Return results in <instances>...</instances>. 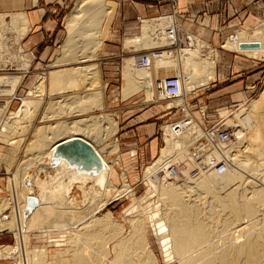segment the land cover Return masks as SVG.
<instances>
[{"label": "bare ground", "instance_id": "1", "mask_svg": "<svg viewBox=\"0 0 264 264\" xmlns=\"http://www.w3.org/2000/svg\"><path fill=\"white\" fill-rule=\"evenodd\" d=\"M105 2L78 0L75 3L65 20V39L59 46L54 64H83L92 60L99 42L90 51L87 46L94 44L99 33L96 23L109 11ZM8 30H11V25H7L5 16L0 14L1 70L12 66L11 58L6 56ZM142 32V38L127 39L126 47H133L134 51L165 45H173L174 48L124 59L123 98L143 92L145 101L153 99L157 103L166 100L164 109H177L181 116L175 122L161 127L164 146L144 169L143 179L147 180L150 187L143 196H134L121 165L122 185L120 189L113 186V168L119 161V157H115L119 149L116 138L119 127L114 121L116 116H83L85 110L103 108L102 92L96 89L99 86L97 66L78 65L49 71L50 95L69 90L85 93L74 96L72 101L67 99L68 103L66 99L62 100L64 103L61 101L69 105V111H65V105H60L59 100L54 101V104L46 101L49 109L46 106L47 112L45 110L38 117V109L31 107H39L40 102L24 99L17 112H9L10 117L0 122V133L10 129L12 120H21L24 108L32 112L33 116L29 121L25 120V124L14 121L18 131L26 133L35 121L37 124L43 123L31 128L32 136L25 143L23 160L16 166V175L8 179L10 188L7 190L11 198L0 199V212L16 202L9 213L0 215V235L12 233L16 236L24 232L25 242L18 247L8 244L0 246V258L12 260L15 264H157L158 259L144 229L147 221L165 262L264 264V185H257L244 176V173L253 176L257 173L256 177L264 182V88L235 114L233 122L229 118L226 121L229 113L222 111L220 115L224 121L205 128L193 115L186 96L193 89L207 85V77L214 75L217 63L214 49L204 50L207 54H200L210 45H202L199 36L182 29L170 16L144 22ZM244 37L246 35L242 32L234 33L226 38L222 48L233 50ZM258 37L260 39L261 34ZM183 40H186L185 46L181 45ZM77 43H80V48ZM142 57H146L147 64H139ZM40 75V81L30 95L41 96L45 92V76ZM171 76L179 79V96H168L158 87L162 80ZM20 79L18 76L0 75V95L12 94ZM57 103L59 107H64L63 112L55 113L54 105ZM8 106V101L0 100V113L8 110ZM64 116L67 120L58 121L59 117ZM222 131L230 134L221 138L219 133ZM16 133H13L15 137L6 140L8 145H22L20 140H15ZM74 137H80L93 146L104 163V170L91 176L76 175L73 170L66 169L64 164L45 173H42L43 169L37 168L48 161L56 144ZM17 146L15 149H20ZM112 155L115 158L109 160L108 156L111 158ZM12 159L0 152V166L9 167L15 161ZM177 161L189 164L186 167L188 169L184 171ZM221 163L225 168L219 172L216 168ZM16 177L21 182L20 191L13 189ZM72 181L76 183L69 190L67 183ZM40 183H45L47 188L42 199L37 197ZM74 188L80 191L85 202L83 207L75 199L77 193ZM121 198L130 199L129 212L136 211L129 218V233L114 240L112 245H107L104 234L111 239L116 238L121 234L122 227L110 211L98 214L109 203ZM30 199H34L35 204ZM35 229L42 232L41 242L44 245L29 252L26 248L28 234ZM52 229L57 232L56 236L50 234ZM55 245L60 248L55 249L54 255L46 260L48 248Z\"/></svg>", "mask_w": 264, "mask_h": 264}, {"label": "crops", "instance_id": "2", "mask_svg": "<svg viewBox=\"0 0 264 264\" xmlns=\"http://www.w3.org/2000/svg\"><path fill=\"white\" fill-rule=\"evenodd\" d=\"M112 2L115 5V13L107 32L108 37L104 39L100 51L102 59L99 60L98 67L101 75L99 74V84H97L99 86L96 89H99L103 94V107L105 106L106 111L113 113L119 122L117 139L121 156L126 154L129 149L135 148L137 157L134 166L137 169L138 166L157 157L160 151L158 149L160 120L172 119L175 112L166 111L164 108V110L158 111L157 104L144 103L140 93L123 98L124 84H121L123 59L132 57L130 55L133 52L145 50L146 53H152L159 49L141 48L134 51L133 47H126V40L142 38L144 22L166 16L173 17L174 21L187 32L199 36L216 49L218 60L215 79L210 84L217 88L213 94H228V96L217 100L216 104L239 102L238 95L246 98V94L253 91L256 79L263 75L264 59L255 60V58L244 54L225 50L221 47V43L229 34L240 28L246 30L251 28L254 23L264 20V0H113ZM64 4L65 0H0V14L5 16L7 25H11V30L6 33L7 45L9 44L6 56L11 58L12 66L6 71L11 69L20 74L15 76L23 79L25 73L28 72L30 59L37 71L41 66L46 65L47 60H50L54 55L55 46L60 38L61 12ZM119 57L121 65L117 67L114 64H118L115 59ZM14 59L15 61H13ZM25 59H29L26 70L24 69ZM259 68L261 70L254 73V70ZM0 71L5 70L0 69ZM46 85L45 92L41 96H35L38 97L39 106L41 105L39 115L44 114L46 106L47 110L49 109L47 103L50 101L48 104H54V101L57 100L60 103L66 99L68 103L74 96L85 93L78 90L69 92L71 91L69 90L68 92L63 91L65 93L50 95L49 85L51 84ZM30 86L31 84H25V90H28ZM22 87L24 88L23 85ZM203 94L202 92L196 93L190 98V103L194 108L207 103L206 96L204 97ZM62 102L60 105L64 103ZM59 103L54 105L55 113L63 112L64 107L65 111H69V105L63 104L65 106H62V110ZM208 108L211 107L208 106ZM97 111L90 109L86 114ZM120 167L123 168L122 164ZM118 169L120 170V168ZM0 239L5 240V237H0Z\"/></svg>", "mask_w": 264, "mask_h": 264}, {"label": "rangeland", "instance_id": "3", "mask_svg": "<svg viewBox=\"0 0 264 264\" xmlns=\"http://www.w3.org/2000/svg\"><path fill=\"white\" fill-rule=\"evenodd\" d=\"M78 0H65V4H64V7L62 9V12H61V22H62V25L60 26V29H61V32H60V38L58 39V42L56 44V51L54 53V55L50 58V60L48 59L47 62H46V65L45 66H41L40 70H35V67H33V64H32V59H30V65L28 67V72L25 73V77L23 79H20L21 82H19L20 84H18L14 90V92L10 95H0V100L2 101H8L9 102V106H8V110H5L4 112L0 113V122L1 121H6L5 119L7 117H10L9 115V112L11 113H15L17 112L19 109H20V106H21V103L22 101L25 99H32V100H37L38 97H35L34 95H30L31 91L33 90V88L35 87V85L38 84V82L40 81L39 77L41 76L40 74H44L43 76H45V84H50V79L48 78V72L49 71H53V70H57V69H60V68H70V67H73V66H84V65H90V64H95L99 70V74H100V69L98 67V63H99V60L102 59L100 57V54H101V48L103 47V43H104V39L108 37V34L107 32L109 31V27H110V22L112 20V17L114 16V13H115V5L114 3L112 2L113 0H106L105 2V7L107 8L108 7V12L104 13L102 15V20L99 22V20L97 21L96 25L98 27V30H99V34L98 36L96 37V39L94 40V44H90L87 46V50L90 51L92 48H94L96 45L95 43H98L99 42V45H97V48L95 47L94 49V56L92 57V60H89L88 62L86 63H83V64H75L74 62H67L66 64L65 63H61V64H54L53 63V59L54 57L59 53V46L61 43L64 42V37H65V33H66V30L64 28L65 26V20L68 16V14L70 13V11L73 9L75 3L77 2ZM164 17V16H163ZM167 17V16H166ZM183 29V28H182ZM241 29V28H240ZM237 30L236 32H233L231 34H229L228 36L230 35H233L234 33H238V32H242V34L246 35V37H244L241 41H239L236 45V47L233 49V50H230V49H226V48H223L225 50H229V51H233V52H237V53H240V54H244L248 57H252V58H255L258 59V60H261V59H264V20H261L257 23H254V25H252L251 28L249 29H241V30ZM261 34V38L258 39L259 35ZM227 36V37H228ZM226 37V38H227ZM183 38H184V35H183ZM226 38L222 41L221 43V47L223 46ZM96 40H98L96 42ZM200 43L204 46H208L210 45L209 48H202L203 50H201L200 54H207V52H204L205 51H209L210 49H214L216 55H217V52H216V49L211 46V44H209L208 42L200 39ZM204 42V43H203ZM207 43V44H205ZM186 44V40H183V44L181 43L182 46H185ZM77 46H79L78 48H80V43H77ZM92 46V47H91ZM263 46V48L261 47ZM77 48V49H78ZM89 48V49H88ZM171 48H174V46H170L168 47V45H165V46H161L159 47V49L157 48H154L157 49L155 51H161V50H168V49H171ZM154 52V51H152ZM143 54H149L150 53H146L145 50L143 51H138V52H133L130 56H134V55H143ZM129 57V56H128ZM127 58V57H126ZM216 59L218 60V55L216 56ZM115 62L118 64H114L115 66H120L121 65V58H117L115 59ZM123 64H124V59H123ZM122 64V66H123ZM34 69V70H33ZM261 70V68L259 69H256L254 70V73H257V71ZM0 75H4V76H9V77H13L15 75H20L19 73L17 72H14L12 71L11 69L10 70H5V71H0ZM47 75V76H46ZM101 75V74H100ZM121 75H122V69H121ZM123 78V76H122ZM38 79V80H37ZM101 79V78H100ZM215 79V73L214 75H209L207 77V85L203 86V87H198V88H195V90L193 89L190 93L186 96V99L190 101V98L195 95L196 93H204L203 96L205 97L206 96V104H200L198 105L197 108H194L191 103L189 104L190 105V108L193 112V115H195L196 119L205 127V128H208V127H211V126H214L216 125L217 123H221L222 121H224V118L221 117V113L222 111H226L228 112V116L226 117V121L227 119L229 118V121H234V116L236 113L239 112V110L245 106H247L253 99H255L258 94L262 91V89L264 88V72H263V75L260 76V78L256 79V84L253 88V91L252 92H248L246 95L247 97L246 98H243L244 96H241V95H238V101L239 102H232V103H228V104H222V105H217L216 102L217 100H219L220 98H223V97H226L228 96V94H222V95H217V94H213L214 91L217 89L216 87L212 86V84H210L213 80ZM124 80L122 79V83L123 84ZM25 84H31V86L29 87L28 90H25ZM24 86V88L21 86ZM20 87V89H19ZM99 90V89H97ZM240 91V90H239ZM140 94H142L141 96L143 97V101L144 103H152V104H157V109L158 111H161V110H164V104L166 100H159V102L157 103H154L153 102V99H151V101H145V96L143 95V92H141ZM103 95V94H102ZM209 104V105H207ZM201 106V107H200ZM208 106H210L211 108L209 109ZM33 109H38V115H36L37 117L40 116L39 115V108H41L40 106L39 107H31ZM30 108V110H31ZM93 110V111H96L98 110L97 112H93V113H88L86 114V112L88 110ZM88 110H85L84 111V115L83 116H97V115H100V114H109V115H114L113 113H110L108 111H106V108L105 106L103 108H100V109H95V108H90ZM204 109V110H203ZM29 110V111H30ZM203 110V112H202ZM169 111V110H167ZM207 111H210V112H207ZM233 111V112H232ZM170 112V111H169ZM172 112H175L174 114V117L168 121H163V120H160V123H159V127H162L163 125H167V124H171L173 122L176 121V119L178 120V118H180V113L177 111V109H173ZM27 112V110H25L23 108V111H22V118L21 120H12V124L13 126L10 128V129H7L6 131H3L0 133V152L4 153V154H7L9 156H11V158H13L12 160L14 162H11V164H9V167L5 166V165H1L0 166V199L2 198H11V195L10 193L8 192L7 189H9V183H8V179L9 178H12L16 175V166L17 164L23 160V155H25V151H26V145L25 143L27 144L29 142V140H31V136H32V130L31 128L35 125L37 126H41L43 123H40V124H37V121H35L34 123L32 122L31 125L32 127H29L28 130L26 133H24L23 131L21 132L18 131L17 127L18 126H14V121L18 124V123H21V124H25V120L26 121H29L30 118L33 116L31 115V113ZM37 114V112H34V114ZM209 113V115H208ZM203 115V116H202ZM233 115V116H232ZM81 116V117H83ZM232 116V118L230 117ZM35 117L36 120H38V118ZM115 117V116H114ZM20 118V117H19ZM66 118V117H65ZM64 117L62 119H58V121H63V120H67L65 119ZM115 122L118 124V127H119V122L116 118H114ZM223 119V120H222ZM233 119V120H231ZM20 121V122H18ZM22 121V122H21ZM33 121V120H32ZM224 123V122H223ZM15 124V125H17ZM20 126V125H19ZM119 130V129H118ZM14 131V132H13ZM15 132H18L16 134H21L23 135L24 137V134L26 135L24 138L21 137L22 135H19V137H21L19 139L18 135H17V138H15V140L17 139V142L18 140L19 143H22L21 146H17L16 143L15 144H12V146L8 145L6 143V140L11 137V136H14L13 133ZM21 132V133H20ZM15 137V136H14ZM23 138V141L21 142ZM116 138H117V135H116ZM159 138H160V141H159V147L158 149L160 150V148H162V146H164V143L162 142V139H161V133L159 131ZM113 140V139H112ZM24 143V144H23ZM119 144V142H118ZM15 145V146H14ZM161 145V146H160ZM17 146L20 147V149H15V147ZM22 148V149H21ZM17 150V151H15ZM17 154L15 155L14 154ZM158 152V150H157ZM13 154L15 156H13ZM114 155V153H113ZM111 156V158L108 156L109 160L111 159H114L115 157H119V161L117 163V165L113 168V177H112V183H113V186L116 187V188H119L121 187V180H120V170L118 169L119 166L122 164V167L123 170L122 172L125 173L126 175V179H127V182L130 183L129 187L132 188V191L134 192V196L136 197H140V196H143L146 192V190L150 187L147 180L143 179L144 178V169L146 166H148L151 162H153V159H150L148 162H146L145 164H142L141 166H138L137 169H135V166H134V162H135V158L137 157V151L135 148H131L128 150V152L126 154H123L121 156V151H119L118 149V153H116L115 157L114 156ZM157 155V154H156ZM155 155V156H156ZM13 156V157H12ZM16 163V164H15ZM178 163V161H177ZM179 166H182L183 167V170L186 171L188 168L187 165L189 166V164H185L184 165V162L181 163H178ZM11 165V166H10ZM186 169H185V168ZM257 174V173H256ZM256 174L255 176L251 175V174H248L247 173L245 174L244 173V176H248L246 177L247 179H251L252 181H254V183H260L261 185H264V182L260 180V177L258 179V177H256ZM251 175V176H250ZM254 178V180H253ZM256 178V179H255ZM155 179V178H154ZM249 179V180H250ZM137 180V181H136ZM156 181V180H155ZM8 183V184H7ZM133 184V185H132ZM260 184H257V185H260ZM39 190H37V197L39 199H42V197L45 195L46 191H47V188L45 186V183H40L39 184ZM8 186V188H6ZM75 186V185H74ZM21 182L20 180H18V178L16 177L14 179V185H13V189L15 191H20L21 190ZM134 188V189H133ZM75 189V190H74ZM74 192L76 194V201L77 203L83 207L84 205V201L80 195V191L79 190H76V188H74ZM114 193V191H113ZM110 199V197H109ZM153 200L155 199L152 198ZM150 199V201L152 200ZM152 200V201H153ZM40 201V200H39ZM130 205V199L128 198H121V199H117L115 201H112L111 203H109L103 212H101L99 215H102L103 213H105L106 211H110L112 217L115 219V221L121 225L122 227V232L120 235H117L116 238H110L109 236H107L106 234H104V240H105V243L107 245H112V242L114 240H119L120 238L126 236L129 231H130V222H129V218L133 217V215L135 214L134 212H129V208L128 206ZM14 206H16V202H14L13 204H11L8 208L4 209L2 212H0V215L2 214H7L9 213L13 208ZM134 213V214H133ZM260 220V218H258V221ZM18 221V220H17ZM144 226H145V232H146V236L148 238V243L150 244L152 250L154 251L157 259H158V262L157 264H177L176 261H169V262H165L164 261V258L162 257V254H161V250L159 249L158 247V243H157V240L154 236V233L152 232V228H151V225L146 221L144 223ZM50 234L52 236H56L57 235V232L52 229ZM25 233L24 232H19L16 236H14L12 233H6V234H3V235H0V237H5V240H2L0 239V246H3L5 244H8V245H11V246H14V247H18L20 245H22L25 240H24V236ZM41 235H42V232H40V230H30L29 231V234H28V238L27 239V242H26V248L29 252H33L41 247H43L44 244H42V239H41ZM54 238V237H53ZM60 247H58L57 245H55V247H49L48 248V257L46 258V260H49L50 257H52L55 253V249H59ZM46 260L44 262H46ZM43 263V262H42ZM0 264H15L14 261L12 260H5V259H2L0 258Z\"/></svg>", "mask_w": 264, "mask_h": 264}, {"label": "water", "instance_id": "4", "mask_svg": "<svg viewBox=\"0 0 264 264\" xmlns=\"http://www.w3.org/2000/svg\"><path fill=\"white\" fill-rule=\"evenodd\" d=\"M61 164H64L66 169L73 170L76 175L95 176L105 167L93 146L80 137H74L56 144L48 161L39 164L37 168L43 169L42 173H45V171L55 170ZM75 183V181L67 183L69 190L74 187ZM33 200L31 202L35 204Z\"/></svg>", "mask_w": 264, "mask_h": 264}, {"label": "built area", "instance_id": "5", "mask_svg": "<svg viewBox=\"0 0 264 264\" xmlns=\"http://www.w3.org/2000/svg\"><path fill=\"white\" fill-rule=\"evenodd\" d=\"M148 61L146 59V57H142L140 60H139V64H147ZM161 91L168 95V96H179L180 95V91H181V85H180V82H179V79L177 77H174V76H171V77H167L166 79L162 80L160 83H159V86H158ZM230 133L227 132V131H222L219 133V137L221 138H225L229 135ZM225 166L224 164H220L217 166L216 170L217 171H222L224 170Z\"/></svg>", "mask_w": 264, "mask_h": 264}]
</instances>
